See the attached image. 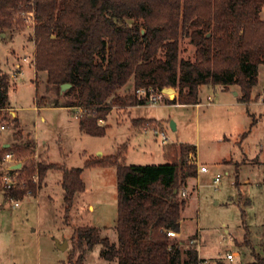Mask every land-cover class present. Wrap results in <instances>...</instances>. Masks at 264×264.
<instances>
[{
    "label": "trees",
    "instance_id": "obj_1",
    "mask_svg": "<svg viewBox=\"0 0 264 264\" xmlns=\"http://www.w3.org/2000/svg\"><path fill=\"white\" fill-rule=\"evenodd\" d=\"M263 7L264 0H0V37L23 31L27 20L20 12L33 10L34 67L36 74L46 72L47 83L57 90L51 106L85 108L78 117L80 129L104 135L108 125L100 119L106 122L115 105L145 103L138 97L139 88L161 91L173 86L178 95L170 102L186 105L200 102L202 85L227 90L238 86L239 100L251 101L264 66ZM185 39L196 47L194 59L181 56ZM131 81L134 94L122 95L120 89ZM63 83L72 85L61 94ZM11 86L12 76L0 64V108L11 106ZM47 104L41 99L39 106ZM14 139L10 146L0 143V162L9 151L23 162L13 170L20 179L16 186H3L0 178L7 199L36 195L48 171L60 169L67 215L76 193L86 189L85 167L117 169L118 239L111 241L98 226H78L72 235L71 257L79 252L74 264H84L87 252L98 245L101 257L117 264L198 263L196 246L185 247L168 235L170 229L181 231L187 203L181 187L198 174L194 144L165 145L164 163H127L124 148L91 156L84 166L64 167L37 160L34 140L22 129L16 130ZM244 225L243 243L251 245ZM252 254L254 259L247 264H264V240L263 254L253 248Z\"/></svg>",
    "mask_w": 264,
    "mask_h": 264
},
{
    "label": "rangeland",
    "instance_id": "obj_2",
    "mask_svg": "<svg viewBox=\"0 0 264 264\" xmlns=\"http://www.w3.org/2000/svg\"><path fill=\"white\" fill-rule=\"evenodd\" d=\"M261 18L264 19V7ZM26 23L25 51L32 58L33 24ZM9 36L11 31L4 33L3 38ZM181 48L182 57L194 59L196 47L188 39L182 41ZM0 55L3 70L12 76L10 102L17 108L21 122L10 121L6 116L8 127L0 132L2 136L12 137L20 127L24 135L29 134L34 140L37 160L45 159L64 167L84 166L91 156L116 154L124 148L128 163H164L165 145L194 144L198 174L189 177L181 187L187 189L186 196L181 194L187 203L182 211L181 231L172 238L182 241L185 247L194 245L203 256L223 260L225 264L253 261L252 248L263 254L264 105L255 100H239L235 94L238 86L227 90L207 84L200 87L198 107L171 103L168 94L157 104H117L103 123L108 125L107 132L91 135L80 129L75 116L80 109L51 106L58 94L55 86L47 83L46 72L36 74L26 63L24 73L14 76V59L7 60L2 45ZM263 75L264 67L260 69L261 79ZM257 89L254 88V94ZM134 92L132 81L120 89L122 95ZM41 99L48 104L36 110L33 106ZM161 132L166 133L167 143L163 142ZM200 165H206L208 170L199 171ZM61 177L60 169H50L37 194L19 200L18 206L0 190V264H74L79 252L71 257L75 247L72 235L82 225L98 226L102 235L117 241L116 168L85 167L82 177L86 189L76 193L67 215ZM244 223L251 245L243 243L247 232ZM65 240L68 245L61 249L58 242ZM100 250L98 245L88 251L84 264H117L101 257ZM234 251L238 253L234 260L225 257Z\"/></svg>",
    "mask_w": 264,
    "mask_h": 264
},
{
    "label": "built area",
    "instance_id": "obj_3",
    "mask_svg": "<svg viewBox=\"0 0 264 264\" xmlns=\"http://www.w3.org/2000/svg\"><path fill=\"white\" fill-rule=\"evenodd\" d=\"M21 16L25 17L27 21H31L33 26L35 23V17H34V11L33 10H22L20 12ZM22 61L27 62V63H33L35 62V56L34 54L32 55V58L30 56H24ZM21 68V64H16V69L14 70V76H16L17 72ZM138 97L139 98H144L145 102L150 103V104H157L159 101L163 100V97L165 96V93L161 91H155L153 89H145V88H139L136 90ZM169 96V95H168ZM259 101H264V96L261 95L259 97ZM180 104V103H179ZM181 105V104H180ZM80 109V114H76L75 116L78 118L82 116L85 113V108L83 107H77ZM0 111L2 112L0 115V132L3 131L8 127V120L5 118L6 116L10 118V121H14L16 118V108L14 107H6V108H0ZM101 123H105L103 119H100ZM162 133V138L163 142L167 143L168 142V137L165 132ZM20 163V167L22 166L23 162L21 160L16 159L15 154L13 151H9L8 153L5 154L3 157V160L0 162V173L1 175V181L2 185L6 187H12L16 186L19 182L20 179L17 175V172H14V169L16 168V164ZM19 168V167H18ZM208 170V167L206 165H200L199 166V171H206ZM34 181L38 182L39 176L38 173H35L33 175ZM216 181L219 180V176L216 177ZM181 194L186 196L187 195V189L186 188H181ZM19 200L15 201V205H19ZM178 234L177 231L170 229L168 230V235L170 237H176ZM193 241V240H192ZM238 255L237 252H228L225 257L229 260H234V258ZM197 264H218L217 260L213 261L209 257L203 256L201 253H199V260Z\"/></svg>",
    "mask_w": 264,
    "mask_h": 264
},
{
    "label": "crops",
    "instance_id": "obj_4",
    "mask_svg": "<svg viewBox=\"0 0 264 264\" xmlns=\"http://www.w3.org/2000/svg\"><path fill=\"white\" fill-rule=\"evenodd\" d=\"M23 32L24 31H19L17 33H14L11 37L9 36L8 38L0 37V45H2L3 49L5 50V56H6L7 60H9L10 58L14 59V61H13V65L15 66L14 70L16 69V64H21V68L17 72L16 76H18L19 74L21 75L22 73H24V70H25L24 66L27 63V62L22 61L23 57L25 55L26 56L28 55V52L25 51V48H26V45H27L28 42L25 41L24 36H23ZM20 49L23 50L22 54L20 53V51H21ZM0 64H1V67H2V57H1V55H0ZM28 64H30L29 66L32 67V70L35 73L36 70H35L34 64L33 63H28ZM262 67H264V66H262ZM13 75H14V73H13ZM262 79L260 77V81H259L258 85L255 87V88H258V89L256 91V94L253 93L254 94L253 95L254 98H252V100H255V102L258 103V104L264 105V101H259V97L261 95L264 96V75H263ZM232 89H235V88H232ZM253 92H254V90H253ZM239 94H240V92L238 90V94H236V96L238 97ZM136 105H138V104H136ZM177 105H180V104H177ZM195 105L198 107L200 105V102L195 104ZM131 106H133V105H131ZM181 106H186V105L185 104H181ZM11 107H14V106L11 105ZM33 107L36 110H40V108L42 106H39V104H35ZM66 107L71 110L70 107H68V106H66ZM16 118L20 122L19 117H18V113H17V108H16ZM18 129H22V128L19 127ZM14 141H15L14 134H13L12 137H10V136H2V133H0V143H2L3 145L10 146L11 143H13ZM35 141H36V139H35ZM36 145H37V141H36ZM197 156L198 155L196 154V162L198 164L199 161H198V157ZM126 160H127V156H126ZM60 185H61V180H60ZM61 187H62V185H61ZM89 206L94 208V205L92 203H90Z\"/></svg>",
    "mask_w": 264,
    "mask_h": 264
},
{
    "label": "water",
    "instance_id": "obj_5",
    "mask_svg": "<svg viewBox=\"0 0 264 264\" xmlns=\"http://www.w3.org/2000/svg\"><path fill=\"white\" fill-rule=\"evenodd\" d=\"M4 35V33H2V36ZM71 83H63L61 84V87H60V93L63 94L64 91H66L68 88L71 87ZM162 91L165 93V94H168L170 96V98H174L175 97V93H176V88L173 87V86H168V87H165L162 89ZM235 94H238V91H235ZM172 126L175 128L176 127V124L174 121L171 122ZM20 163L16 164V168L20 167ZM68 245V241L65 240L64 242H58V246L61 248V249H66Z\"/></svg>",
    "mask_w": 264,
    "mask_h": 264
}]
</instances>
